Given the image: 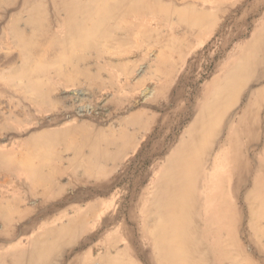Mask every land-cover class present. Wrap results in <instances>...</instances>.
<instances>
[{"label":"bare ground","instance_id":"6f19581e","mask_svg":"<svg viewBox=\"0 0 264 264\" xmlns=\"http://www.w3.org/2000/svg\"><path fill=\"white\" fill-rule=\"evenodd\" d=\"M49 1L58 10L60 29L40 44ZM3 4L14 6L3 33L8 31L22 46L23 55L20 65L9 66L1 78L10 85L17 82L42 104L52 101L57 81L80 86L82 76L91 83L102 75L101 41L127 44L136 37L154 36L164 41L162 50L169 57L188 49L179 45V39L181 43V38L193 36L204 43L208 32L215 30L219 37L209 50L198 53L202 60L215 59L235 40H243L217 63L219 73L201 90L189 126L179 143L168 147L170 152L151 175L144 197L139 196L143 177L129 175L126 181V173H121L136 167L137 156L129 153L141 143L139 133L154 128L159 140L152 146L156 151L165 147L176 115L187 110L180 93L174 99L177 107L163 118L144 109L112 123L109 130L96 131L73 121L64 128L33 131L32 146L25 152L0 150V166L29 186L26 198L36 197L47 208L57 188L62 190L58 162L81 167L82 181L95 183L93 197L121 185L106 201L92 198L32 239L33 224L27 221L31 208L22 206L15 190L12 198L2 193L0 264H52L61 257L68 264H264V0H0ZM228 12L233 23L216 26L218 14ZM120 21L128 23L119 25ZM112 65L124 69L120 62ZM69 136L73 142L81 138L73 157L53 156L43 149L52 145L51 138ZM144 145L138 151L140 160L148 152ZM114 175L119 181L111 179ZM77 196L80 201L90 198L84 189ZM117 202L125 212L117 227L121 232L104 246L94 243L102 227L115 221ZM137 208L141 239L128 224ZM19 222L25 223L20 236L15 232ZM71 243H79L81 249L92 247L75 255L65 249ZM99 246L103 250L95 254L92 249Z\"/></svg>","mask_w":264,"mask_h":264},{"label":"rangeland","instance_id":"374dc122","mask_svg":"<svg viewBox=\"0 0 264 264\" xmlns=\"http://www.w3.org/2000/svg\"><path fill=\"white\" fill-rule=\"evenodd\" d=\"M13 7L10 4L0 6V150L25 152L32 146L30 144L32 139L30 133L32 134L33 131L38 134L47 130H56L68 126L73 121L77 124H83L89 130L96 131L100 128L109 130L112 123L125 121L132 114L144 109L149 110V115L154 113L158 116V119L163 118L168 111L170 112L177 107L178 102L176 103L174 99L180 93L183 96L181 100L187 110L176 115V130L174 127L172 129L173 132L167 133L169 138L165 139V147L160 149V151H156V147L152 146L159 140V137H155V134L153 135L156 130L152 128L148 129L144 135L139 133L138 139L142 140L141 143L139 145L137 143L130 148L129 157L137 156V160L133 165L136 167L124 169L121 175L126 173L124 175L126 181L130 178L129 175L143 177L139 187V196L142 197H144L142 194L147 187L148 191H150L149 183L154 178L151 175L156 172L159 164L163 163L164 158L170 152L171 146L179 143L180 137L189 126L190 117L193 116L195 108L200 104L201 90L208 81L219 73L217 63L219 66L226 59V54L231 48L243 40H235V43H232V47L227 53L217 55L215 59L203 58V61L200 60L202 55H198V53L202 50H209L208 48L218 39L219 35L215 30L214 32H208L204 43H201L193 36L186 39L181 38V43L179 39V45H183L185 48L189 46L188 49L183 50V52H180V50L175 51L169 57L162 50L164 41L160 40V38H154V36L151 39L150 37H136L127 44L119 43L113 39L101 41L99 47L105 54V60L102 64V75L94 78L93 81L88 79L92 81L91 83L82 76L79 79L80 83H82L80 86L67 85L65 81H57L58 84L54 85V89L51 90L52 101L42 104L35 100L36 95L34 93L32 95L27 93L17 82H13V86L1 78L9 66L20 65L23 55L22 46L10 36L8 31H6V34L3 33ZM46 12L49 19L44 21L43 35L38 36L40 44L44 43L45 37H52L58 34L60 29L56 20L58 10L50 1L46 7ZM230 13L228 12L225 16L219 13L216 26H221L222 24L231 25L234 16ZM111 22L110 24L112 25L113 23ZM126 23L128 21H120L119 25ZM171 24L174 25L175 23ZM253 25L250 26L252 32L255 30ZM160 26L159 24L157 25V27ZM161 28L164 29L163 26ZM60 35H62V31ZM86 52H89V50L83 51V53ZM93 54H95L94 51ZM53 56L54 54H51L50 58ZM112 61L120 62L124 65V69H116L115 65H112ZM78 90H83V92L76 94ZM26 94H29V96ZM167 104H169V107H167ZM157 123L158 121L154 122L152 126L158 125ZM26 127L28 130L23 132ZM72 138V136L66 139L53 137L51 138L52 145L43 149L50 152L53 156L73 157L77 147L80 145L81 138L75 142H73ZM142 144H145L144 147L148 149V152L146 153L147 159L142 157L140 160L139 157H141L142 153L138 151L141 149ZM136 146L137 148L134 149ZM134 151L137 152L135 153ZM57 165H59L58 170L62 171V174L58 175V186H62V190L57 188L55 191V198L49 202L51 207L53 205L52 208H47L36 197L26 198L27 194L25 192L29 189V186L17 182L12 172L0 166V198H2V193L8 194L12 198L15 190L21 196L20 199L23 200L22 206L24 207L25 205L31 208L27 219L33 224L29 234L31 239L38 236L43 227L58 224L61 219L77 212L79 206L88 204L92 198H96L92 195V187L95 183L93 179H88L86 182L82 181L83 169L81 167L77 168L68 162L62 163L61 166L60 162H58ZM48 170L49 168H46V171ZM117 176L114 175L111 179L115 178V181H119ZM118 188H121L120 184L115 185L113 189L108 190L97 198L106 201L107 198L115 194ZM83 189L89 192L90 198L86 201H80L77 196ZM120 202H117L118 211L115 221L108 226L102 227L100 232L97 233L94 243H101L104 246L109 239L121 232L117 227L122 219L125 218V212H122V208H119ZM138 210L137 208L136 216L132 220L128 219V224L134 227L137 239H141ZM24 224V222H19L15 226L17 235L20 236ZM1 230L2 226L0 227ZM102 246H99V249H92V251L96 254L103 250ZM91 247L92 245H89L81 249L79 243H71L65 249L73 250V254L76 255L82 254ZM52 264H68V261L61 257Z\"/></svg>","mask_w":264,"mask_h":264}]
</instances>
